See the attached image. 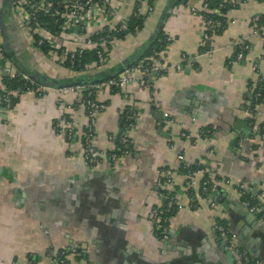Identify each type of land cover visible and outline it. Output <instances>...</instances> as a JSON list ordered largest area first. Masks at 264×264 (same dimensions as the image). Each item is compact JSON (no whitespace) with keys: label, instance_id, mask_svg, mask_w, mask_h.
Masks as SVG:
<instances>
[{"label":"crops","instance_id":"0c3cea01","mask_svg":"<svg viewBox=\"0 0 264 264\" xmlns=\"http://www.w3.org/2000/svg\"><path fill=\"white\" fill-rule=\"evenodd\" d=\"M8 2L0 0V44L18 73L16 65L68 81L132 55L142 53L141 60L160 35L167 44L151 62L181 68L150 76L151 87L130 83L96 95L105 105L95 114L96 149L112 151L119 135L130 143L117 162L104 157L95 165L82 157L79 136L89 120L75 94L48 87L42 95L23 92L4 106L3 78L9 75L0 69V264H241L234 253L235 261L228 260L232 247L245 251L249 264H264V196L255 213L243 204L249 195H264V92L255 93L264 86V35L254 32L264 20V0L223 9V24L209 39L203 38V18L192 10L202 11L198 0H156L152 11L144 1L143 29L108 45L106 66L77 73L63 64L42 67ZM133 8L134 0H114L110 20L94 30L128 21ZM165 9L158 39L146 50ZM65 45L77 48L71 41ZM159 111L174 119L162 130ZM126 112L135 122L122 133ZM238 118L247 124L243 138L236 133ZM68 121L75 122L76 138L66 136ZM183 163L201 165L217 184L213 207L201 198L191 205ZM167 193L177 195L181 208L168 219L171 235L163 244L151 210Z\"/></svg>","mask_w":264,"mask_h":264},{"label":"built area","instance_id":"2783aa9c","mask_svg":"<svg viewBox=\"0 0 264 264\" xmlns=\"http://www.w3.org/2000/svg\"><path fill=\"white\" fill-rule=\"evenodd\" d=\"M146 1L148 11L153 10V6L156 0H151V4L148 0H134V14L140 12L141 4ZM199 10L192 7L195 13L200 14L204 20L205 33L203 38L209 39L211 34L218 25L212 17L208 16V13L214 11L220 15L218 9L223 8L228 0H219L218 9H213L211 4L215 0H198ZM244 0H234L235 4H241ZM114 0H12V11L16 17L21 32L24 35L25 40L32 46V48L40 54V63L43 68H49L51 63L66 64L70 66L81 65L82 53L86 50L93 51L97 59L92 65L106 66L108 63V54L106 47L113 41L119 38L115 33L127 30V21L120 20L116 24L111 26H104L102 29L94 30V24H103L104 21L110 20L111 6ZM107 21V23H108ZM255 33L264 35V23L257 26L254 29ZM129 34V33H128ZM57 39V40H56ZM71 41L77 44L76 49H69L65 42ZM43 47H48V51L44 52ZM238 58L241 57V51L237 54ZM0 59L3 60L2 69L6 70L9 77H20L28 82V86L23 92H32L38 95L45 93L47 86L40 83H36L29 76L24 73H18L6 58L5 50L0 44ZM186 60L185 57H182ZM151 67L149 62L139 63L131 65L122 70L118 75L104 78L100 81L91 83L78 84L72 83L60 87L58 91L62 96L68 93L75 94V102L83 106L87 111L88 124L85 126L83 132L79 136L81 153L84 161L88 165H95L107 157L112 163L117 162L123 155L129 153V149L122 151V147L114 144L112 151L104 152L97 150L94 142V123L95 114L99 110H102L105 105L102 102L96 100V95L102 91H114V89H123L127 84L137 83L141 87H151L152 80L150 76H161L168 69L174 68L179 70L181 64H176L169 67L168 64L162 60H157ZM90 67V64L86 68ZM3 94L1 99L5 104H10L13 97H19L23 92L20 90H6L2 88ZM82 93V95H81ZM258 98V94L254 95V101ZM65 108L63 103V97L60 96L57 104V109L62 112ZM70 108V107H68ZM248 117L253 118L254 110L248 108ZM163 124L170 125L174 119L169 114L163 112ZM135 122V116L133 112L125 113V125L128 128L133 127ZM75 122L68 121L66 127V136L68 139L72 137L76 138ZM127 128V129H128ZM200 134L204 135L205 132L201 131ZM181 137H186V132L181 133ZM124 146H129L130 141L127 138H121ZM127 144V145H126ZM180 160H183V156L179 155ZM182 170L185 176V189L189 195L191 205L194 207L201 198L209 203L210 206H214L215 202L213 196L217 193V184L210 182L206 176L202 167L192 168L187 163H183ZM241 190L244 193H248L246 186L241 185ZM249 199H245L243 204L248 207L253 213L257 212L261 201L263 200V194L261 195H249ZM166 212L172 209H180L181 204L177 200L175 193H167L166 196ZM151 217L154 224L159 228V232L162 238H166L167 227L162 226L167 219L163 216L162 206L159 205L151 210ZM216 229L227 233L225 227L221 224L216 226ZM75 251V250H74ZM239 259L241 264H249V259L245 251H242L236 247L230 249ZM80 254H85L87 251L81 249Z\"/></svg>","mask_w":264,"mask_h":264},{"label":"trees","instance_id":"16d2710c","mask_svg":"<svg viewBox=\"0 0 264 264\" xmlns=\"http://www.w3.org/2000/svg\"><path fill=\"white\" fill-rule=\"evenodd\" d=\"M218 1L219 0H215L212 2L211 7L213 9H218ZM148 2L151 4V0H148ZM238 4H235L233 1L229 0L228 3L223 7L218 9V11H220V13L223 11V9L225 10L228 7H235ZM208 16L212 17L215 21H217L218 25L215 27V31H218L220 29V27L223 24V18L218 15L215 11L213 13H208ZM145 18L146 15L142 14V13H135L132 14L127 21V30L125 31H121V32H117L115 33L116 36L118 38H124L128 33H136L137 31H140L143 29L144 27V22H145ZM264 22V20L262 21V23ZM167 44V40L166 37L163 35H160L159 39L157 40V42L147 51V53L145 54L144 58L141 59L140 61L133 63L132 65H136L139 63H147L149 62V66L151 67L153 65V63L151 62L153 60V58H156L158 53L166 46ZM3 47V46H2ZM4 49V47H3ZM44 52L48 51V47H43ZM6 55V54H5ZM97 59L95 53L93 51H84L82 53L81 56V65L80 67L78 66H70L69 63L64 64L65 68H69L71 69L73 72L77 73V72H87L89 71L90 67L91 68H96L97 65H92V63ZM90 64V67L86 68L87 65ZM119 73H115L114 75H118ZM112 75V76H114ZM31 78V77H30ZM32 80H34L36 83H39V81H37L36 79L31 78ZM3 84H4V88L6 90H20V91H25L27 86H28V82L20 77H5L3 78ZM120 89H114V91H118ZM264 92V86L263 84L258 85L255 89V93H260L263 94ZM1 94H3V92H1ZM19 97H13L12 98V102H15V100H17ZM4 103V102H3ZM259 103V98L254 101L251 105V107H253L254 111L256 109V105ZM6 104L4 103V106ZM122 133L127 131L126 125H125V115H124V122L122 124ZM262 126H264V123H262ZM206 134H211V132H207ZM123 135H119L118 137H114L113 142L117 145H119L120 147H122V151L127 149L128 146H124V143L121 141V137ZM192 168H197V167H202L201 165H192ZM162 209H163V216L167 219V221L165 223H162V226H167V222L168 219L170 218V216L174 213L175 209H172L168 212L164 211L165 210V206H166V201L163 202V204L161 205ZM160 236V232L158 234Z\"/></svg>","mask_w":264,"mask_h":264},{"label":"water","instance_id":"95a60500","mask_svg":"<svg viewBox=\"0 0 264 264\" xmlns=\"http://www.w3.org/2000/svg\"><path fill=\"white\" fill-rule=\"evenodd\" d=\"M8 7H9V9L10 8L12 9V0H9ZM167 11L168 10H166V9H165V11H163V13L160 17V21L157 24L155 32L147 40L146 45H145L146 50L149 49L152 46V44L158 39V34H159L160 29H161V22L167 16ZM210 43H211L210 40H205L204 46L206 48H210ZM142 56H143L142 53L137 55V56L132 55L129 58L125 59L122 63H120L117 66H114L111 68H106V69H103L102 71L95 72V73L81 74V75H78V76H75V77L69 79L68 81L67 80L59 81L58 79L52 78L47 74H42L38 71H32V70L25 69V68L23 69L19 65H16V66L19 67V69L22 71V73H24L25 75H27L33 79H36L37 81H39L40 84H42L44 86H47V87H63L66 85H70L72 83L85 84V83L100 81L104 78H107V77L114 75L115 73H119L122 70L126 69L127 67L131 66L133 63L138 62ZM2 66H3V60L0 59V69H2ZM2 71H3V74H5V75L7 74L6 70L3 69ZM157 114H158L157 116L159 117L157 119H160V118L163 119L164 118L162 111H159ZM235 123H236L235 124L236 133H241L240 137L243 138L245 136V134L248 133V130L246 129L247 128L246 121L244 119L238 118ZM158 127H159V129L162 130L163 123L160 122ZM166 235H167V237L169 235H171V232L169 229H167ZM166 238H163V244L167 243ZM227 252H228V260L234 262L235 261V259H234L235 255L230 250H227ZM183 264H185V263H183Z\"/></svg>","mask_w":264,"mask_h":264},{"label":"flooded vegetation","instance_id":"af4514ba","mask_svg":"<svg viewBox=\"0 0 264 264\" xmlns=\"http://www.w3.org/2000/svg\"><path fill=\"white\" fill-rule=\"evenodd\" d=\"M6 1H9V0H6Z\"/></svg>","mask_w":264,"mask_h":264}]
</instances>
